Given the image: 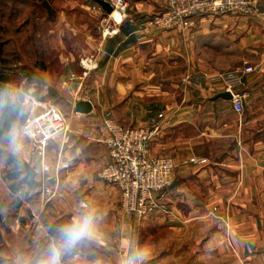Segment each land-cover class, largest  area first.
I'll return each instance as SVG.
<instances>
[{
  "label": "crops",
  "instance_id": "crops-1",
  "mask_svg": "<svg viewBox=\"0 0 264 264\" xmlns=\"http://www.w3.org/2000/svg\"><path fill=\"white\" fill-rule=\"evenodd\" d=\"M260 8L257 17L201 16L185 32L156 31L146 26L160 12V0L132 2L120 34L105 39L92 58L97 66L88 89L103 86L108 97H91V113L68 117L69 130L43 156L31 147L32 163L22 156L37 171L28 181L50 168L51 192L18 183L19 208L0 211V264H41L58 242L57 229L82 215L94 218L91 235L64 251L60 264H264V3ZM234 54L231 68L216 61ZM245 66L254 72L238 88L244 96L239 115L219 97L223 83L211 79ZM151 98L158 111L152 153L173 146L208 163L189 177H173L163 191L167 212L139 222L124 215L120 190L98 178L109 161L102 113L124 106L130 124L146 127ZM186 127L189 138L182 135ZM11 155L7 164H16ZM22 191L30 195L26 201Z\"/></svg>",
  "mask_w": 264,
  "mask_h": 264
},
{
  "label": "rangeland",
  "instance_id": "rangeland-1",
  "mask_svg": "<svg viewBox=\"0 0 264 264\" xmlns=\"http://www.w3.org/2000/svg\"><path fill=\"white\" fill-rule=\"evenodd\" d=\"M128 1L130 8L132 2L141 0ZM96 5L92 0H0V74L10 75V98L13 101L23 95L27 76L34 79L35 82L29 94L24 96L23 106L27 117L34 113L32 102L40 98L55 105L68 119L75 113V103L84 100L90 102L91 97L98 95L101 98L108 97L109 92L103 91L101 88L103 86H99L95 92H90L88 89L92 67L97 66L95 59L93 61L92 58L105 43V39L98 30L100 21L99 13L94 10ZM87 59L92 61L89 70L82 65V60ZM216 61L221 62V67L229 64L228 67L231 68L237 62V55L234 54L227 60L219 55ZM69 63H72V66ZM2 97L0 94V99ZM151 99H153L152 102H147L148 105H146L149 117L146 127L143 126V128L152 129L151 127L156 124L154 115L158 112L155 106L157 98ZM111 108L109 106L108 110L105 109L102 118L103 114L109 111L123 126L142 127L135 123L130 124L124 106H118L113 110ZM141 109V105L134 107L135 114L140 113ZM158 116L161 117L162 113ZM13 132L6 154L0 156V211L4 215L11 212V208H19L17 203L19 194L11 189L13 185L18 186L19 180L9 181L6 179L8 174L18 168L21 169L23 158L32 163V155L28 153V150L30 152L29 143L23 136L21 138L18 136L21 135V127L16 126ZM173 132V129L167 130L168 136H173ZM182 135L189 138L188 127L182 130ZM15 138H17V144L21 145L17 151L13 143ZM177 150L170 146L166 154L160 155L174 160L176 165L172 178L178 177L181 172L185 177L196 174L201 166L191 164V159L205 158L189 159L187 154L183 151L181 153L180 150L176 152ZM11 153H15L16 164H7ZM180 159L185 161L181 163ZM187 162L190 165H186ZM28 194L26 196L29 197ZM35 195L33 191L32 197ZM21 197L25 201L28 198L24 197V191ZM10 240L13 239L10 238Z\"/></svg>",
  "mask_w": 264,
  "mask_h": 264
},
{
  "label": "built area",
  "instance_id": "built-area-1",
  "mask_svg": "<svg viewBox=\"0 0 264 264\" xmlns=\"http://www.w3.org/2000/svg\"><path fill=\"white\" fill-rule=\"evenodd\" d=\"M108 2L113 9L111 13L103 11L98 4L94 8L99 13L98 30L104 39L120 34L129 8L128 0ZM263 3L264 0H160V12L149 19L146 29L185 32L196 17H257L261 13L260 7ZM91 64L92 61L88 59L82 60L85 69L89 70ZM252 72V66H245L211 79L212 82L223 83L225 92L232 96L233 110L239 115L244 113V96L238 92V88L243 85L244 75ZM32 105L34 113L22 125L21 133L29 143L31 151L43 156L48 143L69 130V121L55 105L45 100H35ZM103 119L109 161L98 172L99 180L120 190L121 209L129 219L141 222L154 213H166L167 205L163 191L171 183L176 164L170 157L152 153L156 129L124 127L109 111L103 114ZM190 163L205 166L208 160L192 158ZM42 171L44 175L40 177L39 182L42 193L48 195L51 190L45 174L50 168L44 165ZM214 210L218 211L217 208Z\"/></svg>",
  "mask_w": 264,
  "mask_h": 264
},
{
  "label": "trees",
  "instance_id": "trees-1",
  "mask_svg": "<svg viewBox=\"0 0 264 264\" xmlns=\"http://www.w3.org/2000/svg\"><path fill=\"white\" fill-rule=\"evenodd\" d=\"M10 82L11 80L9 74H0V94L3 96L0 99V156L6 154V149L12 141V137L14 135V128L16 126L22 127L28 118L27 113H25V107L23 106L24 96L29 94V90L35 81L31 77L27 76V84L24 87L23 95L14 101L10 98ZM36 94L38 95V93ZM38 100H42V98ZM10 157H12L11 154H9L8 158L11 159ZM20 168L21 169L18 168L17 170H14V172L9 173L6 179L13 182H17V180H19L22 184L28 182L30 190H35L36 187L39 188L41 185L40 182L36 180L28 181V177L22 173V170L24 169L23 165H21ZM18 186L15 187V185H13L11 189L18 190ZM2 220L3 215L0 214V227L3 226ZM1 241L2 236L0 234V243Z\"/></svg>",
  "mask_w": 264,
  "mask_h": 264
},
{
  "label": "clouds",
  "instance_id": "clouds-1",
  "mask_svg": "<svg viewBox=\"0 0 264 264\" xmlns=\"http://www.w3.org/2000/svg\"><path fill=\"white\" fill-rule=\"evenodd\" d=\"M94 218L82 215L74 218L70 223L57 229V243L50 249L49 257L41 264H60V257L64 251L74 250L78 243L91 235Z\"/></svg>",
  "mask_w": 264,
  "mask_h": 264
},
{
  "label": "water",
  "instance_id": "water-1",
  "mask_svg": "<svg viewBox=\"0 0 264 264\" xmlns=\"http://www.w3.org/2000/svg\"><path fill=\"white\" fill-rule=\"evenodd\" d=\"M92 1L98 4L106 13H111L113 10L110 3L106 0H92ZM219 97H221L226 101H231L232 99V96L229 92H224L220 94ZM92 111H93V104L89 101H80L75 105L76 113L89 114ZM23 166L27 177H29L30 179H36L37 177L36 169L25 160L23 161Z\"/></svg>",
  "mask_w": 264,
  "mask_h": 264
}]
</instances>
